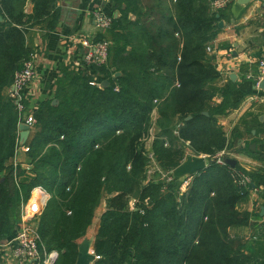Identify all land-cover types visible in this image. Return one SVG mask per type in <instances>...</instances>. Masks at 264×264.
<instances>
[{
  "label": "trees",
  "instance_id": "16d2710c",
  "mask_svg": "<svg viewBox=\"0 0 264 264\" xmlns=\"http://www.w3.org/2000/svg\"><path fill=\"white\" fill-rule=\"evenodd\" d=\"M26 2L0 0V244L42 186L49 199L38 216L39 250L41 259L56 251L54 264H75L104 194L94 264H250L230 231L240 222L234 207L244 188L216 162L229 147L218 117L235 104L230 80L214 86L220 75L206 51L221 16L213 0H111L119 14L95 35L110 43L107 62L62 70L54 98L33 110L29 169L13 163L19 116L8 89L34 52L30 29H55L60 8L58 0H31L26 13ZM148 140L163 171L188 154L209 165L191 177L146 179Z\"/></svg>",
  "mask_w": 264,
  "mask_h": 264
},
{
  "label": "crops",
  "instance_id": "0c3cea01",
  "mask_svg": "<svg viewBox=\"0 0 264 264\" xmlns=\"http://www.w3.org/2000/svg\"><path fill=\"white\" fill-rule=\"evenodd\" d=\"M140 2L147 4L150 0ZM57 5L60 18L56 28L47 31L44 26H36L27 35V44L35 58L34 79L25 95L26 113L36 109L45 99L54 98L55 83L64 68L79 69L77 65L82 61L83 49L73 38H95L94 14L102 12L114 17L119 14L113 10L111 0H58ZM32 9L31 0H27L25 12L31 13ZM220 11L218 28L209 43L211 51L207 52L220 75L214 84L224 86L229 80L233 83L231 101L235 107L226 109L225 114L218 117V123L229 141L225 157L235 160L233 168L249 176V183L235 202L234 210L240 222L232 227L231 234L244 244V253L253 257L250 264H264V89L254 85L258 62L264 57V0H231ZM130 17L134 18L131 14ZM247 74L252 78H247ZM231 75L235 78L231 79ZM19 133L18 129V138ZM22 144L18 140L13 163L29 169V155ZM229 168V171L233 169ZM105 206L106 200H103L78 243L84 238H95ZM32 223L38 233V218ZM92 250L93 245L90 252ZM1 264L7 263L1 259ZM40 264L45 263L41 260Z\"/></svg>",
  "mask_w": 264,
  "mask_h": 264
},
{
  "label": "built area",
  "instance_id": "2783aa9c",
  "mask_svg": "<svg viewBox=\"0 0 264 264\" xmlns=\"http://www.w3.org/2000/svg\"><path fill=\"white\" fill-rule=\"evenodd\" d=\"M231 0H216L213 2L215 9L225 7ZM112 24V16L102 12L94 14V27L96 30L108 29ZM74 42L83 49L82 61L77 67L84 68L89 66H102L107 62L110 43L108 40H96L87 36H75ZM206 51H211L210 45L206 47ZM34 52L23 62L21 70L14 75L12 89H9V95L14 99L19 116V123H25L29 126L30 131L34 129L35 118L33 111L25 112L24 104L25 95L34 79ZM247 78H252L251 74H247ZM254 85L256 88L264 80V57L258 62V72L254 77ZM92 85L96 84L91 82ZM176 132V130H174ZM19 140V138H18ZM20 143V141H19ZM25 152L29 151L27 145L22 144ZM226 152L221 151L216 156V162L223 164V157ZM230 177L233 183L239 188L246 187L249 183V176L237 169L230 170ZM186 183V182H185ZM187 184V183H186ZM49 194L42 186H35L27 198L21 205V220L15 234L0 244V259L7 264H40L42 260L45 264H52L53 259L57 257L54 251L45 254V258L41 259L39 250V235L34 228V221L44 209ZM9 252V253H8ZM99 258V256H96Z\"/></svg>",
  "mask_w": 264,
  "mask_h": 264
},
{
  "label": "water",
  "instance_id": "95a60500",
  "mask_svg": "<svg viewBox=\"0 0 264 264\" xmlns=\"http://www.w3.org/2000/svg\"><path fill=\"white\" fill-rule=\"evenodd\" d=\"M250 0H239V2H248ZM4 21V18L2 17L0 13V23ZM221 25V23L219 24ZM120 72L115 73V76H118ZM231 79L235 78V75L230 76ZM104 84H107L105 82ZM13 87L11 86V89ZM259 88L264 89V80H262L259 84ZM53 104H57V100L52 101ZM207 114V113H205ZM187 117V119H189ZM18 129L20 131L19 133V141L20 143H25L28 139V136L30 134V129L29 126L25 123H19L18 124ZM209 160L204 156V155H194V154H188L185 156V159L178 165L176 166L172 171H171V178L173 179H180L184 177H191L200 171H203L206 169L209 165ZM223 162L228 165L229 167L233 168L235 167L236 161L228 158V157H223ZM264 210V208H262ZM94 242V237L91 238H84L80 243H78V253H77V258L75 264H92L95 259L96 255L94 254V251L92 250L90 252V248L93 245ZM56 260V257L53 259L52 264H54ZM127 264V263H123Z\"/></svg>",
  "mask_w": 264,
  "mask_h": 264
},
{
  "label": "rangeland",
  "instance_id": "374dc122",
  "mask_svg": "<svg viewBox=\"0 0 264 264\" xmlns=\"http://www.w3.org/2000/svg\"><path fill=\"white\" fill-rule=\"evenodd\" d=\"M214 86L218 87L220 85L215 83ZM150 141L151 140H148L146 142V151H147V154H148L147 156H148V158H149V156L151 158V159L149 158V160H148L147 172H146L147 178L146 179H152L153 178V180H155V181H165L166 182L167 180H169V178H170L169 175H171V172L163 171V170L158 168L156 162L151 157V153L149 152L150 151ZM185 182L188 183V181H184V183L181 185V189H185V186H186ZM107 197H109V196L104 194V196H103L104 199L103 200L105 201L107 199ZM133 204L134 203H131L130 205L133 206ZM230 231H232V227L230 228Z\"/></svg>",
  "mask_w": 264,
  "mask_h": 264
}]
</instances>
